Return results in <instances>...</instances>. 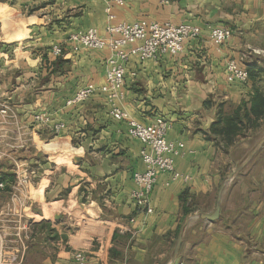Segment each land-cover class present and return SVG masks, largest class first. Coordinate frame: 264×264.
Returning a JSON list of instances; mask_svg holds the SVG:
<instances>
[{
    "label": "crops",
    "instance_id": "0c3cea01",
    "mask_svg": "<svg viewBox=\"0 0 264 264\" xmlns=\"http://www.w3.org/2000/svg\"><path fill=\"white\" fill-rule=\"evenodd\" d=\"M5 1L27 12L25 27L17 25ZM4 2L2 36L7 38L8 31L10 40L26 35L14 48V53L25 54L13 57L21 63L5 69L14 68L16 75L11 78L18 85L12 97L31 128L33 144L43 152L36 183L30 186L38 197L29 192L27 201L31 221L21 264H76L73 254L78 251L85 254L86 264H168L183 222L192 214H211L223 185L219 217L213 222L189 220L174 264H264V143L249 158L264 138V117L254 129L229 136L220 119L244 102L249 106L254 90L264 95V0H126L122 7L110 0ZM108 6L115 16L110 22ZM141 20L187 23L201 30L177 55L144 62L133 55L125 65L122 108L144 125L159 117L169 122L167 140L183 144L175 169L190 177L184 182L159 174L149 196V214L136 210L130 195L133 172L144 170L142 144L127 135L125 122L108 115L102 93L67 104L85 85L104 84L108 57L107 50L73 51L69 37L90 28L107 36L109 23ZM207 25L228 28L231 38L215 47ZM54 45L61 47L60 55L52 53ZM255 48L263 54H253ZM23 58L27 70L21 66ZM229 60L252 72L254 68L255 80L249 78L246 85L227 82ZM38 112L49 113L65 128L57 135L37 129L32 116ZM56 151L69 163L52 162L46 154ZM0 185L1 208L6 191L14 187L2 179ZM5 215L0 210V221Z\"/></svg>",
    "mask_w": 264,
    "mask_h": 264
},
{
    "label": "built area",
    "instance_id": "2783aa9c",
    "mask_svg": "<svg viewBox=\"0 0 264 264\" xmlns=\"http://www.w3.org/2000/svg\"><path fill=\"white\" fill-rule=\"evenodd\" d=\"M114 6L122 7L126 0H110ZM108 21L114 20L110 7H106ZM107 36H102L95 28H90L82 33L71 35L68 39L73 51L82 48L90 50H107L106 71L104 84L96 87L87 84L82 87L67 104H78L89 99L97 91L106 97L108 115L115 121L125 122L127 135L137 139L142 148L139 157L144 165L143 171L132 174L134 188L131 198L136 210L149 214V196L161 173H168L172 180L180 179L187 182L190 177L183 175L175 169L174 160L180 153L183 144L168 141L166 136L170 128L169 122L164 118H157L152 124L144 125L134 120L121 106L126 93L124 89L125 65L130 57L135 55L139 61L156 60L162 55H177L182 52L187 40L197 39L201 33L198 26L180 23H156L145 20L116 24L109 23L105 28ZM211 43L220 47L231 38V31L225 27H212L209 31ZM51 51L60 55L62 49L54 45ZM254 53L258 51L252 50ZM226 81L238 82L246 85L249 75L246 69L237 65L235 60L226 63ZM5 113V110H1ZM32 122L38 129L47 128L54 135L59 134L64 128L63 122H55L47 112H38L32 116ZM26 179H24V182ZM1 186V185H0ZM133 221L132 219L130 220ZM12 235V234H9ZM18 237V234H14ZM24 247L10 245L8 235L0 238V264H21ZM73 258L76 264H86L83 252H75Z\"/></svg>",
    "mask_w": 264,
    "mask_h": 264
},
{
    "label": "rangeland",
    "instance_id": "374dc122",
    "mask_svg": "<svg viewBox=\"0 0 264 264\" xmlns=\"http://www.w3.org/2000/svg\"><path fill=\"white\" fill-rule=\"evenodd\" d=\"M5 2L9 7H11L10 9L12 10V13L19 21L27 15V12L18 10V8L13 6L14 4L12 2ZM5 2L4 0H0V3ZM212 27L214 26L207 25V30L210 31V28ZM13 28L16 32L20 31V28L16 25H14ZM8 34L10 35L9 31ZM9 35L6 36L7 38H4L2 36V31L0 30V55L3 53L6 54V57H0V70L3 69V72L0 74V85L4 84L5 86V89H3V87L0 89V111L5 110V113L0 112V175H2L3 181H10L14 188L6 191L7 200L0 208V210L6 214L5 218L0 221V238H4V235H8L10 245L17 246L19 248L22 246L25 247V240L28 237L27 234L29 232L28 228L31 219L27 218L26 215V207L28 206L27 201L29 203V192L30 196L34 198L38 197L31 191L30 186L36 183V171L42 164L41 157L43 156V152L40 150L38 151L33 144V140L29 134V129L31 128L25 121L24 113L22 114V110L15 107L14 102L16 101L13 99L14 97H12V94L14 93H11L15 87H18V85L13 84L14 81L13 83L11 82V78L16 76H13L14 68H12L11 71L5 70L10 68V66H18V62L21 63V59L15 60L13 57L18 55L19 58H22L25 54L21 55L19 53L21 51L18 50L14 53V48L16 43H24L23 40L26 35L24 37H17L11 40L9 39ZM252 50L258 51L257 54H263L262 50L256 48L251 49L250 51L253 54L254 52ZM9 59L15 60L16 62L7 63ZM5 62L7 63V66H5ZM22 62L24 63L21 65L22 68L27 70L24 58ZM249 72L253 73L254 68L253 72L251 69H249ZM254 77L257 76L253 73V77L251 79L255 80ZM2 92L3 94L1 95ZM41 140L46 142L61 141L60 139H55L54 137H42ZM34 142H36L37 145V139ZM37 151L38 153L36 158L32 160V156ZM46 155H48L55 164L69 163L68 158L64 157V160L63 153L59 151ZM24 179H26L25 182ZM45 208L47 207L43 205V209ZM14 234H18V237Z\"/></svg>",
    "mask_w": 264,
    "mask_h": 264
},
{
    "label": "trees",
    "instance_id": "16d2710c",
    "mask_svg": "<svg viewBox=\"0 0 264 264\" xmlns=\"http://www.w3.org/2000/svg\"><path fill=\"white\" fill-rule=\"evenodd\" d=\"M249 78L253 77V73L249 72ZM264 117V95L258 90H254L251 95L249 106L246 102L242 103L232 114L220 118L225 123L224 133L234 135L244 132L247 129H254L258 126V120ZM3 180V177L0 180Z\"/></svg>",
    "mask_w": 264,
    "mask_h": 264
},
{
    "label": "water",
    "instance_id": "95a60500",
    "mask_svg": "<svg viewBox=\"0 0 264 264\" xmlns=\"http://www.w3.org/2000/svg\"><path fill=\"white\" fill-rule=\"evenodd\" d=\"M264 143V138L259 142L257 148L251 153V155L249 156L252 157L253 154L255 153V151ZM248 158V159H249ZM246 161L243 162L239 167H237L235 170H233L230 174H229V179H231L244 165H245ZM224 185L220 188L218 195H217V199H216V204H215V208L213 210V212L211 214H204V213H196V214H192L191 216H189L188 218H186V220L183 222L181 229H180V234L178 235L177 241L175 243V246L173 248V252H172V259L168 264H174L175 262V258L177 256V253L179 251V248L181 246V242H182V235H183V231L185 229V227L187 226L189 220L193 217H199L207 222H213L215 221L218 217H219V212H220V202H221V196H222V191H223Z\"/></svg>",
    "mask_w": 264,
    "mask_h": 264
},
{
    "label": "bare ground",
    "instance_id": "6f19581e",
    "mask_svg": "<svg viewBox=\"0 0 264 264\" xmlns=\"http://www.w3.org/2000/svg\"><path fill=\"white\" fill-rule=\"evenodd\" d=\"M30 22V20L29 19H22V20H18V22H17V25L18 26H21V27H25L26 26V24H28Z\"/></svg>",
    "mask_w": 264,
    "mask_h": 264
}]
</instances>
